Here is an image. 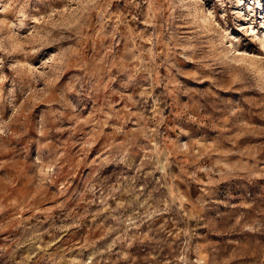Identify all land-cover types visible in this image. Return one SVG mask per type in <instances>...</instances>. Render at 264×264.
Returning a JSON list of instances; mask_svg holds the SVG:
<instances>
[{"label":"rangeland","instance_id":"rangeland-1","mask_svg":"<svg viewBox=\"0 0 264 264\" xmlns=\"http://www.w3.org/2000/svg\"><path fill=\"white\" fill-rule=\"evenodd\" d=\"M0 264H264V0H0Z\"/></svg>","mask_w":264,"mask_h":264}]
</instances>
